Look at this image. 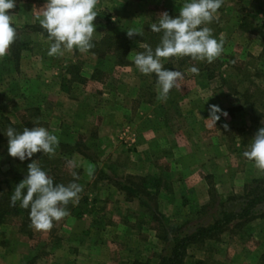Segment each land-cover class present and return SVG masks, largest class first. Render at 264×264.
<instances>
[{"label":"rangeland","instance_id":"rangeland-1","mask_svg":"<svg viewBox=\"0 0 264 264\" xmlns=\"http://www.w3.org/2000/svg\"><path fill=\"white\" fill-rule=\"evenodd\" d=\"M44 3L16 0L12 9L17 39L0 58V118L22 128L39 122L57 134L55 153L38 152L31 160L64 184L76 171L83 192L47 231L22 226L19 216L4 217L0 264H158L166 246L159 236L211 224L220 204H237L261 176L243 152L264 127V46L259 35L239 28V20L264 29V0H223L208 25L224 41L212 63L162 61L184 73L166 102L156 99L155 76L140 74L132 59L141 44L156 47L160 34L150 23L164 11L177 15L180 2L98 0L94 50L103 48V39L132 40L126 53L117 45L102 57L77 50L49 57L48 38L28 15L40 16ZM18 9L28 13L16 15ZM130 27L143 35L129 38ZM213 104L228 113L215 125L208 119ZM6 129L0 132V191L23 179L31 163L8 154ZM258 208L255 217L188 246L183 264H264V203Z\"/></svg>","mask_w":264,"mask_h":264},{"label":"clouds","instance_id":"clouds-1","mask_svg":"<svg viewBox=\"0 0 264 264\" xmlns=\"http://www.w3.org/2000/svg\"><path fill=\"white\" fill-rule=\"evenodd\" d=\"M15 2L0 0V58L8 55L10 46L17 39V28L13 15L9 13L15 7ZM177 2L181 3L177 15L172 16L164 11L155 22L150 23L151 31L160 34L156 47L143 43L140 45L142 51L136 52L132 59L140 74L155 76L156 99L159 102L167 101L170 91L184 76L179 70L166 68L163 60L188 57L192 61L212 63L224 50L223 39L218 40L213 35V29L208 26L218 19L217 12L223 0ZM97 4L98 0H45L41 14L36 19L47 34L49 57H63L65 52L73 50L86 53L94 47L96 26L93 21L98 14ZM137 34L143 35L142 30L132 27L127 29L129 38ZM190 72L198 75L199 69L192 66ZM227 115L218 105H209L208 119L213 125L221 116L226 118ZM2 131L8 138V154L20 161L31 160L38 152L50 156L60 143L58 135L39 122H34L31 128L18 130L9 126ZM243 156L252 161L258 170L264 171V127H260L251 138ZM69 167L75 168L76 165L70 162ZM92 172L90 167V177ZM71 175L73 179L67 184L55 183L37 160H31L27 165V175L16 184L10 196V205L15 207L19 202V206L28 211L31 226L37 231L50 230L54 221L69 215V204L75 207L81 199L83 187L77 182L79 175L76 171H72Z\"/></svg>","mask_w":264,"mask_h":264},{"label":"trees","instance_id":"trees-1","mask_svg":"<svg viewBox=\"0 0 264 264\" xmlns=\"http://www.w3.org/2000/svg\"><path fill=\"white\" fill-rule=\"evenodd\" d=\"M239 21V28L247 33L259 35L264 46V29L256 24H252L247 17H241ZM36 31H41L47 36L46 32L41 27L36 29ZM131 42L132 40H128L123 43L118 42V44H116L109 38L103 39L102 42H99V45L103 46V48H96L95 50L93 48L90 51L96 53L98 57H102L104 54L111 52L114 46L119 45L118 49H123L120 51V53L123 54L127 52L128 45ZM4 125L6 128L12 126L18 130H22V127L12 124L6 117L0 118V132L1 129L4 128ZM37 159L40 160L39 158ZM21 180L22 179L17 178L13 179L11 181V185L6 191H0V224L2 223L4 217L14 215L21 217L23 223L22 226L24 224L31 226L28 211L21 208L19 206V202H17L15 207L10 205V196L13 194L16 184H18ZM54 182L62 183L58 180ZM252 184L251 188L243 197H241V200L237 204H220V209L216 210L214 213L215 218L211 224L207 226H200L193 232L187 234L182 232L180 233L177 229L171 228L170 231H166V233L164 232L163 235L159 236V239H161L166 246L165 252L160 257L158 264H183L188 246L199 243L205 239L216 237L233 221H242L255 217V215L260 212L258 206L264 203V171H261L260 178L254 179ZM124 189H127L132 193L136 192V187L129 188L128 186H124ZM77 216H81V212H78Z\"/></svg>","mask_w":264,"mask_h":264},{"label":"crops","instance_id":"crops-1","mask_svg":"<svg viewBox=\"0 0 264 264\" xmlns=\"http://www.w3.org/2000/svg\"><path fill=\"white\" fill-rule=\"evenodd\" d=\"M24 12H26V11H24L23 9H18L17 10V14L16 15H19V14H22V13H24ZM9 13L11 14V15H13V17H14V14L16 13L15 11H13L12 9H10L9 10ZM26 13H28V12H26ZM28 15H29V17L31 18L33 15H34V18L36 19V17H37V15H36V13H34L33 12V14H32V12H29L28 13ZM33 18V17H32ZM32 22H35V21H31V22H27V24H30V25H32V24H34V23H32ZM30 29L29 30H31V32H33L34 31V29H32L31 27H29ZM32 35V34H31ZM27 45H25V44H23V46H22V49H25L26 50V47ZM22 52H24V51H22ZM23 59H21V61H22ZM44 62V61H43ZM46 62V61H45ZM44 62V63H45ZM46 64H48V63H46ZM45 67V70L46 69H48V66L47 65H45L44 66ZM42 69H43V66H42Z\"/></svg>","mask_w":264,"mask_h":264}]
</instances>
